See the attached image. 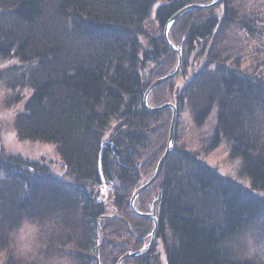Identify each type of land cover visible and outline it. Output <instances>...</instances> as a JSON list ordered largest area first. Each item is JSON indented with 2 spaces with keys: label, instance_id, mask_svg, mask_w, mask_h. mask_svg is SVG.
Returning a JSON list of instances; mask_svg holds the SVG:
<instances>
[{
  "label": "trees",
  "instance_id": "trees-1",
  "mask_svg": "<svg viewBox=\"0 0 264 264\" xmlns=\"http://www.w3.org/2000/svg\"><path fill=\"white\" fill-rule=\"evenodd\" d=\"M206 1L0 0L2 67L19 75L8 73L13 80L7 84L16 101L25 99L12 135L26 145L52 147L47 157L9 156L0 138V264L65 258L117 264L134 244L148 246L153 221L134 214L129 202L167 150L171 111L151 107L163 105L175 83L149 93L150 109L145 93L156 76L175 67L164 38L168 21ZM256 1L223 0L172 25L180 26L186 49L178 74L184 85H178V100L172 93L173 102L178 111L186 104L200 128L216 114L218 127L203 158L181 147L177 136L158 181L137 199L143 214L158 202L156 241L165 264H264L233 246L247 234L264 235V137L253 127L264 110V76L241 72V57L230 55L234 48L227 52L223 37L235 27L257 38L264 21L251 9ZM193 53L197 73L191 79ZM230 61L238 66L228 67ZM221 146L238 164L237 175L221 174L207 161ZM53 158L63 163L66 178ZM26 223L38 227L45 260L17 251L13 236ZM114 249L123 252L112 258ZM155 257L147 253L134 263L159 264Z\"/></svg>",
  "mask_w": 264,
  "mask_h": 264
},
{
  "label": "rangeland",
  "instance_id": "rangeland-1",
  "mask_svg": "<svg viewBox=\"0 0 264 264\" xmlns=\"http://www.w3.org/2000/svg\"><path fill=\"white\" fill-rule=\"evenodd\" d=\"M214 1H216V0H208V1H206L205 4H200V5H209L210 3L214 2ZM247 1L248 0H237V3H240V2L242 3V2H247ZM222 2H223V0H222ZM221 3L216 4L215 6L209 8V9H214V7L220 6ZM255 3H256V7L254 4H252L251 9H253L254 14L259 13V15H257L259 17L258 19H261L264 21V15L261 14V12L264 11V1L262 2L261 0H258ZM190 5L193 6V5H197V4L195 3L193 5L192 4H190ZM190 5H188V6H190ZM209 9H206L205 11L208 12ZM199 10L192 9V10H188V12H190V13L192 12L194 14V11H199ZM188 12H186V13H188ZM186 13H184V14H186ZM154 17H155V15H154ZM185 18H187V16ZM258 25L261 26V28H262V26H264L261 23H258ZM176 26H174V28H172V26L170 27V29L172 28L173 32H172V30L170 31L171 34H169V40H171V42L173 43V45L175 46L176 49H181L182 52L184 53V52H186V49L184 48V44L180 43V41H182L183 37L180 40V39H178V36H177V32L180 33V31L178 30V29H180V26L178 29ZM156 27L157 26L154 25L155 31H157L156 29H158ZM223 37L226 38L225 40H227V42H226L227 43V45H226L227 52L232 51L234 48V51L232 52V54L230 53V55H232V56L234 55L233 56L234 58H237V56L241 57L239 62H237L238 65L240 66L241 72L243 70H244V73H245V71H249V72L254 73V74L257 72L259 74V76H262V75L264 76V52H263L264 51V28H263V30L262 29L259 30V35L257 36V38H254V40L247 39L245 36L242 35V32L239 29H236L235 27L232 28V30H227L223 34ZM171 53H175V55H176V60H175L176 62H175V64H173V67L174 66L175 67L173 69H171V71L169 70L170 72L168 74L162 76V77L170 75V73H172V71H174V69L177 67V64H178L177 54L174 50L171 51ZM183 53H182V59H183ZM192 56L195 57L194 53L191 55V57ZM249 60H254L253 63H250L251 69L246 68V67H248L247 61H249ZM255 61H257V62H255ZM3 64H4L3 61L0 59V81L4 80V78H6L5 79L6 82L3 84V86L0 89V138H3L2 139V142L4 144L3 148L8 151L9 156L18 155V154H22V156L23 155L26 156V154H29L32 157H36V158L39 156L47 157L46 151H49L50 149H52V147H49V145H48V149L43 147L42 145H40V143H37V142L33 143V144L26 145L25 143H20L17 139H15L13 137L14 135H12L13 120L16 117V115L18 114L17 112H19L20 106L23 103V101H25V99H22L23 101H21V102L19 100H17V101L15 100V94H14L13 90H11L12 87L10 85H8L7 82H8V79H11V82L13 80L12 79L13 76L9 75L8 73H10V74H16V73L13 70H10V68H8L7 70L3 69V67H2ZM227 64H228V67H233V68L238 66L235 63L233 64L232 61L228 62ZM255 64H257L258 69H256L254 67ZM152 68H154V64L151 65L150 69H152ZM210 72H212V71H210ZM16 75L19 76L18 74H16ZM191 76H192V74H191ZM250 76H252V74H249L248 77H250ZM156 77H157V79H156ZM156 77H153V78H155L158 81L159 80L158 76H156ZM182 78H184V75H181V76L178 75V76H175L173 78H170V80H168V81H166L163 84L158 86V87L162 86L163 90L165 92L166 89L172 85V83H175L173 90L172 89L170 90V93H169L170 95H168L169 98L164 99V102H165L164 104H174L175 103V102H173L174 97H173L172 93L174 92V90L176 93V88H175L176 86H178L180 84L184 85ZM156 80H152L153 82H151L150 84L153 85V83ZM178 87H180V86H178ZM182 91H183V89H182ZM16 93L18 94V91H16ZM164 98H165V96H164ZM162 100H163V98H162ZM163 105H160V107ZM160 107H154V108L156 109V108H160ZM181 108L183 109L182 111H181ZM170 111H171V115H172V109H170ZM177 111H178V109H177ZM258 111H259V113L257 112V115L253 118V127L257 133H260L264 137V110L259 109ZM178 112H179V114L177 113V115H178V119H180V122L177 119V122H179L178 123L179 130L177 132V128H176V135L175 136H176V138H177V136H179V145L181 147H185L186 149L188 147L192 151H197L200 154V157H202V153H205V149L208 147V143H210L214 139V136H215L214 134H215V131L217 130V127H218L216 114L215 115L213 114L204 123V126L200 128L198 125L195 124V122L193 120V116L190 113V109L186 104L182 103V105L180 106V111H178ZM172 118H173V115H172ZM171 123H172V120L169 124L170 130L168 133V137H169L171 127H172ZM178 125L176 123L177 127H178ZM169 139H170V137L168 138V142H169ZM203 140H205V141H203ZM3 144L1 146H3ZM51 161H52L51 164L53 166H55V164L58 162V158L55 160L53 158ZM207 161L209 162L211 167H214L215 170H219V172L221 174H224V175L229 174V175L235 176L238 173L239 166L234 161V159L232 158V155L230 154L229 149L226 148L225 146H221V147L217 148L211 154L207 155ZM57 166H58L57 170L59 171V174H61V176H64L66 178L67 174H65V172L63 171V163H61V161H59ZM161 173H162V171H161ZM161 173H160V175H161ZM160 175L156 178V181H158V178L160 177ZM236 180L238 181V178ZM156 181L153 182V185L156 183ZM239 182L245 183L244 181H241V180ZM147 183H145V184H147ZM153 185H151L146 190L151 189ZM134 194H135V191H134ZM133 195H132V197H133ZM131 199L129 202L130 205H131ZM136 202H137V200H136ZM154 230H155V224L153 227V231ZM13 240L15 241V244L17 246V251H19L20 254H23L26 257V256L31 255V254L34 256H38V254L40 253V258L45 260V256H44L45 250H44V247L42 244V240L40 239V231H39L38 227H36L35 225L26 223V225H24L22 228H20L18 231L15 232V234L13 236ZM155 241H156V239H155ZM155 241L153 243L152 248L148 251V254H150L151 256L154 255V257L157 255L159 257L158 258L159 264H165L166 256L163 254L160 246L157 245V241L156 242ZM145 246L146 245L134 244L133 247H131L132 248L131 250H127L121 255V257L117 260L118 261L117 264H119V261L122 258H124V255L139 253V252L144 250ZM233 246H234V249H236L235 251L238 252L239 255H243L242 257L250 258V259L254 257V258L260 259L264 262V235L262 236L259 232H254V233H252V235L247 234V235L242 236L241 238H239L237 240L235 239ZM122 252H123L122 249H114L111 252V256H112V258H113V256L115 258L118 256V254H120ZM140 258H142V257H140ZM129 259H132V263H125L126 260H124V262H122L121 264H123V263L124 264H136L134 262L136 259H139V258H135V259L129 258ZM129 259H127V260H129ZM45 261L47 262V264H71V260L66 259V258L65 259H58V260L47 259Z\"/></svg>",
  "mask_w": 264,
  "mask_h": 264
},
{
  "label": "water",
  "instance_id": "water-1",
  "mask_svg": "<svg viewBox=\"0 0 264 264\" xmlns=\"http://www.w3.org/2000/svg\"><path fill=\"white\" fill-rule=\"evenodd\" d=\"M222 2V0H216L212 3H210L209 5H193V6H188L187 8L185 9H182L180 10L177 14H175L173 17H171V19L168 21L167 23V26H166V30H165V33H164V38L165 40L167 41V43L169 44V46L171 47L172 50H174L177 54V61H178V64H177V67L174 69V71H172V73H170V75H167L165 77H161L159 78V80L155 81L153 83V85H151L149 87V90L145 93V100H144V103L145 105H147V107L150 109L149 105H148V98H149V93L155 89L156 87H158L159 85L163 84L164 82L170 80V78H173L175 76H177L179 73H180V68L182 66V50L181 49H176L175 46L173 45V43L171 42V40H169V34H170V27L178 20V17L186 12H188V10H192V9H195V10H199V9H209L213 6H215L216 4H220ZM192 76H191V79H194L195 76H196V69H195V57L192 59ZM180 91V87H177L176 89V93H177V100L179 99V93ZM152 110L154 111H160L162 109H172V115H173V118H172V123H171V131H170V134H169V142L167 144V150L165 152V154L163 155V159L159 162V164L157 165L156 167V171L155 173L153 174V177L151 178V180H149V182L145 185H142V187H140L139 189H137L135 191V194L133 195L132 199H131V209L133 211L134 214H136L138 217L140 218H147V219H150L151 221H153V224H155V230L152 232V239L150 241V243L148 244V246L145 247V249L139 253H135V254H126L124 255V258H122L120 261H119V264H121L122 262H124L125 259H129V258H140L144 255H146L148 253V251L152 248L153 246V243L156 239V232H157V229L159 227V223H158V218H157V213H156V209H157V205H158V202L157 201H154V206H153V210L151 213H140L137 208H136V200L138 199V197L143 193V191H145L146 189H148L151 185H153V182L156 181V178L160 175L161 171H162V167L164 165V163L168 160V157L169 155L172 153V150L174 149V144H175V140H176V123H177V119H178V111H177V106L175 104H164L163 106H161L160 108H152ZM100 170H101V166H100Z\"/></svg>",
  "mask_w": 264,
  "mask_h": 264
}]
</instances>
